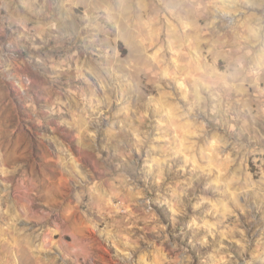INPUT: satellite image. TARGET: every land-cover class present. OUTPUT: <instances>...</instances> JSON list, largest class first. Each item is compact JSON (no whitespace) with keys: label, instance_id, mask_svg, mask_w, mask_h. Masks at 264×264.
Masks as SVG:
<instances>
[{"label":"rangeland","instance_id":"1","mask_svg":"<svg viewBox=\"0 0 264 264\" xmlns=\"http://www.w3.org/2000/svg\"><path fill=\"white\" fill-rule=\"evenodd\" d=\"M0 264H264V0H0Z\"/></svg>","mask_w":264,"mask_h":264}]
</instances>
